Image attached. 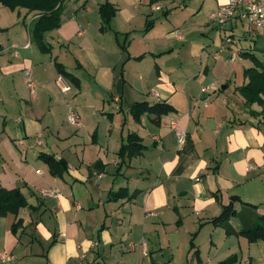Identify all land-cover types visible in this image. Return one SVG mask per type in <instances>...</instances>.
Returning <instances> with one entry per match:
<instances>
[{"label":"crops","instance_id":"obj_1","mask_svg":"<svg viewBox=\"0 0 264 264\" xmlns=\"http://www.w3.org/2000/svg\"><path fill=\"white\" fill-rule=\"evenodd\" d=\"M105 1L64 0L46 47L30 32L37 11L0 3V187L26 199L0 216V264L5 255L15 264H264V241L238 234L264 216V95L246 103L239 90L254 65L241 54L264 63V28L252 35L235 18L224 32L210 16L215 0L216 26L200 36L221 30L230 65L203 83L222 57L200 38L170 47L185 36L166 29L165 0H107L115 14L103 29ZM182 49L189 60L178 59ZM142 100H166L175 111L136 119L130 108ZM129 133L144 144L130 157L120 153ZM42 154L65 161L61 176ZM232 197L228 232L213 219Z\"/></svg>","mask_w":264,"mask_h":264},{"label":"trees","instance_id":"obj_2","mask_svg":"<svg viewBox=\"0 0 264 264\" xmlns=\"http://www.w3.org/2000/svg\"><path fill=\"white\" fill-rule=\"evenodd\" d=\"M63 1L64 0H0V3L11 10H14L17 6H21L28 10L37 11V20L30 32L34 41L39 45L46 47L43 41V35L48 30L57 28L60 25V14ZM157 1L158 0H148V3L153 4ZM98 13L103 24L101 28L104 29L109 26L111 19L115 14V7L106 0L99 5ZM152 27V20H146L144 31H149ZM241 55L245 58H249L254 65L245 68L244 76L247 78V82L243 84L239 90L246 99V103H252L254 101L262 102L259 95H264V63H262L253 53L243 52ZM55 66L59 73L67 74L58 63L55 62ZM173 111H175V107L166 100L153 103H149L145 100L137 101L130 108V112L136 119H138L142 113H149L157 116ZM126 138L127 141L121 146L120 153L125 152L126 155L130 157L133 154L139 153L144 147V144L140 142V139L135 133H129ZM40 156L48 164L50 172L53 175H62V172L66 167L64 160L55 159L50 154H42ZM233 200L234 198L231 199L229 204L222 206L220 214L213 219L215 224L223 225L228 232H234L228 223L230 217L236 213L232 202ZM243 204L252 206L247 203ZM25 205L26 199L19 189H6L0 187V216L5 215L8 212L16 213L20 207ZM15 225L16 224L12 225L13 231ZM238 234L246 236L250 241L257 238H261L264 241V216L260 215L258 221L253 222L250 225L242 226Z\"/></svg>","mask_w":264,"mask_h":264},{"label":"rangeland","instance_id":"obj_3","mask_svg":"<svg viewBox=\"0 0 264 264\" xmlns=\"http://www.w3.org/2000/svg\"><path fill=\"white\" fill-rule=\"evenodd\" d=\"M159 2L160 0L158 1V4L160 5ZM162 4L164 5V10L166 9L168 10V14H169L168 18L169 20H171V22H168L169 24H166V29L167 28L168 29L179 28L180 30H182L185 36L184 42L175 43L173 41V44L171 43L170 47L173 45H176V47H181L183 44H185L186 49H188L190 45L198 46V44H192L193 43L192 41H196L195 38H200L202 44H204L203 47H205V49L206 48L208 49L207 46H210L209 50H211L212 53L219 51V55H221L222 60L224 62L223 65L221 64L222 68L217 63L215 67H213V69L209 71L207 75L208 78L203 83H208V80H212L213 78L219 77L222 73V70L224 69L223 66L230 65V56H229L230 52L228 53L226 52L228 48H223L220 50L221 41H222L221 40L222 31L219 30L218 33L210 32L209 34H207L206 37L200 36L201 31H206V29L204 28L205 25L210 26L214 24V20H211L209 18V14L215 6V0H165L162 2ZM150 5H152V7L155 6V4H150ZM201 6H202V9L200 12L199 8H201ZM198 11H199L198 16H195ZM155 12L162 14V11L155 10ZM163 18L165 21L168 20L167 18H165V16H163ZM161 20L164 21L163 19ZM243 31H244V28L242 26H239V29L237 32L243 33ZM228 44H231V43H227V45ZM241 44L245 45L246 43H241ZM192 54L194 57V65L196 64V66L198 67V58H199L198 56H200L201 58V51L199 53L193 52ZM187 55H188L187 51L184 52L182 49L181 55L179 56L178 59L179 60L181 59L189 60ZM239 61L240 60L238 59L237 63ZM198 70L196 69L195 73H197ZM184 73L185 72L183 71V68H182V74ZM232 80H234V76L232 77ZM194 83H198L197 80Z\"/></svg>","mask_w":264,"mask_h":264},{"label":"built area","instance_id":"obj_4","mask_svg":"<svg viewBox=\"0 0 264 264\" xmlns=\"http://www.w3.org/2000/svg\"><path fill=\"white\" fill-rule=\"evenodd\" d=\"M210 16L216 20L220 29L224 32L230 30L235 18L245 21L249 25L250 33L253 35L255 28H264V0H222L218 3L216 10ZM228 34L229 33H227L224 39L230 42L231 39ZM235 55L236 54L233 53L232 58H235ZM28 83L29 86L33 88L32 79H29ZM56 84L62 91L70 90V85L61 75H58L56 78ZM203 90H205V88H203ZM68 120L72 124L77 123V116L74 111H70ZM173 125L175 133L178 136V141L181 143L184 138L183 132L176 124ZM44 193L57 196V193L54 191H45ZM2 261L6 264H15L13 255H5Z\"/></svg>","mask_w":264,"mask_h":264}]
</instances>
